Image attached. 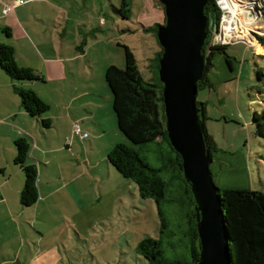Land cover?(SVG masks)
I'll use <instances>...</instances> for the list:
<instances>
[{
  "label": "crops",
  "instance_id": "0c3cea01",
  "mask_svg": "<svg viewBox=\"0 0 264 264\" xmlns=\"http://www.w3.org/2000/svg\"><path fill=\"white\" fill-rule=\"evenodd\" d=\"M3 1L11 0H0V43L12 46L17 64L32 68L41 79L13 80L0 67V264H51L58 250L56 219L61 217L63 227L79 235L84 227L78 223L87 222L93 204L106 209L123 197L124 186L133 188L107 160L126 136L118 128L112 94L103 83L99 88L93 82L97 77L104 80L109 63L98 73L92 65L84 35L88 30L82 34L79 29L93 24L76 19L84 15L77 5L84 0H24L7 15L1 12ZM107 1L115 11L116 0ZM157 11L158 18L140 13L144 28L162 23L163 13ZM97 12L102 14L98 22L106 24L105 7ZM15 86L34 90L49 104L44 117L51 120L50 127H42L23 109ZM74 122L88 134L85 138L74 134ZM17 138L28 141L26 163L37 170L38 198L29 206L20 203L24 172L14 161Z\"/></svg>",
  "mask_w": 264,
  "mask_h": 264
},
{
  "label": "rangeland",
  "instance_id": "374dc122",
  "mask_svg": "<svg viewBox=\"0 0 264 264\" xmlns=\"http://www.w3.org/2000/svg\"><path fill=\"white\" fill-rule=\"evenodd\" d=\"M147 1L142 7L145 0L134 3L130 0L128 18L113 11L108 1L105 4L103 0H84L83 5L78 2L77 5L85 12L76 19L82 24L88 20L94 26H82L79 30L82 34L84 29L88 30L84 35L89 39V55L97 73L105 62L123 69L122 45H127L136 57L143 80L148 83L160 81L153 67L154 58L160 50L157 39L159 23L144 28L139 16L145 12L148 17L158 18L157 9L160 8L163 15L164 10L158 0H153V8L150 0L149 4ZM115 2L119 8L121 2ZM262 3L264 6V0ZM101 7H105L103 17L106 24L98 22L102 14L98 16L97 11ZM247 8L246 11L241 8L240 20L244 37L249 38L250 44L244 40L230 42L232 39L221 42L228 44L226 53L231 67L223 54H214L212 66L207 72L210 86L198 89L196 95V101L206 104L205 127L217 146L212 152L209 168L214 184L220 189L264 190V136L256 134L251 120L254 110L264 108V94H258L255 88L264 83V75L261 80L257 78L258 71L264 73V56H261L264 55L261 40L264 38V7L261 17L252 11L259 8L250 4ZM210 43L214 44L212 40ZM85 45L82 41V46ZM93 82L99 88L100 82L103 83L107 93L112 94L105 78L100 81L97 77ZM125 139V144L135 148L152 167L163 165L168 150L165 143L135 145L127 137ZM172 174L169 169L162 168L160 171L166 181L165 196L161 201L166 221L163 233H159L160 216L154 199L141 198L136 183L123 179L124 182L129 181L133 188L124 186L123 197L112 206L107 205L106 209H97L93 204L87 222L83 225L78 223L84 227L79 235L71 227H63L61 217L54 221L53 225H58L54 241L58 250L53 252L51 264H147L146 258L137 251L139 241L146 237L161 238L163 264H187L191 259L187 214L195 208L189 205L180 183Z\"/></svg>",
  "mask_w": 264,
  "mask_h": 264
},
{
  "label": "trees",
  "instance_id": "16d2710c",
  "mask_svg": "<svg viewBox=\"0 0 264 264\" xmlns=\"http://www.w3.org/2000/svg\"><path fill=\"white\" fill-rule=\"evenodd\" d=\"M162 8L164 10L163 6ZM114 10L119 12L123 18H128L130 0H121L120 7L114 8ZM204 14L207 17V36L201 48V53L205 58V63L202 76L197 84L198 89L210 86L207 72L212 66L214 54H223L226 62L231 67V60L226 53L228 44L210 43L211 35L216 30L221 16V10L216 0H206ZM163 16L162 24L165 21V14ZM157 26H160V24ZM2 31L7 36L11 35L8 27L2 28ZM261 40L264 44V38ZM122 47L124 48V68L109 65L104 74L105 81L112 93L113 111L118 128L135 145L159 142L165 143L168 150L160 168L152 167L135 148L125 143L115 144L108 152L107 160L124 178L131 179L136 183L141 198L154 199L160 216L161 227L159 233L161 234L166 226L161 208V201L165 196L166 187V181L160 175L162 168L171 170L174 178L180 183L189 205L195 208L196 203L190 184L183 175L181 156L171 146L167 136L162 98L163 84L161 81L145 82L138 69L134 53L127 45H122ZM161 53L162 47L160 46V50L153 61L156 74ZM0 67L13 80L32 81L41 79L40 75L32 68L17 64L13 47L6 43H0ZM263 75L264 73L258 71V80H261ZM14 88L23 109L30 116L37 118L42 127H50L51 120L44 117V114L50 108L49 104L32 89L22 86H15ZM255 88L258 94H264V83L257 85ZM196 107L204 130L205 145L212 157V152L217 149V146L205 127V120L207 119L206 104L196 101ZM251 120L255 126L256 134L264 136V108L260 111L254 110ZM15 146L16 156L14 161L24 172V185L20 192V203L29 206L34 204L38 198L37 170L34 165L26 163L30 150L28 141L25 138H17ZM217 190L224 213L231 264H264V190L220 189L218 187ZM187 217L190 224L188 234L191 258L187 264H195L199 257L200 242L197 233L196 212L193 208L188 212ZM137 251L146 258L147 264H163L161 238L146 237L142 239L137 245Z\"/></svg>",
  "mask_w": 264,
  "mask_h": 264
},
{
  "label": "water",
  "instance_id": "95a60500",
  "mask_svg": "<svg viewBox=\"0 0 264 264\" xmlns=\"http://www.w3.org/2000/svg\"><path fill=\"white\" fill-rule=\"evenodd\" d=\"M165 21L157 29L162 47L158 76L168 139L181 156L185 180L195 199L200 242L195 264H231L229 240L217 186L209 165L203 126L196 107L198 81L205 58L201 48L206 39V0H158Z\"/></svg>",
  "mask_w": 264,
  "mask_h": 264
},
{
  "label": "built area",
  "instance_id": "2783aa9c",
  "mask_svg": "<svg viewBox=\"0 0 264 264\" xmlns=\"http://www.w3.org/2000/svg\"><path fill=\"white\" fill-rule=\"evenodd\" d=\"M255 1L259 2V4H255ZM24 2V0L3 1L1 12L3 15H7L15 7ZM216 3L221 10V16L216 30L211 35L210 42L212 40L214 44H221V42H225L226 40L229 41L230 39H232L230 42L239 40L248 42L249 38L245 39V31L242 29V21L240 20L241 8L244 9L243 11H246L249 4L253 7L259 8L252 9V11L259 14L261 17L264 7L262 0H216ZM73 131L74 134L81 139L88 135L86 132L80 130L77 122L73 123Z\"/></svg>",
  "mask_w": 264,
  "mask_h": 264
}]
</instances>
